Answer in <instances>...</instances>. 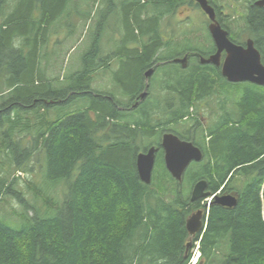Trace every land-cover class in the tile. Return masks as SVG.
I'll use <instances>...</instances> for the list:
<instances>
[{
  "label": "trees",
  "instance_id": "trees-1",
  "mask_svg": "<svg viewBox=\"0 0 264 264\" xmlns=\"http://www.w3.org/2000/svg\"><path fill=\"white\" fill-rule=\"evenodd\" d=\"M71 2L0 0V78L8 86L0 95V264H190L194 243L196 264H264V86L227 81L219 67L201 63L205 55L196 50L189 73L185 67L162 73V104L147 92L140 97L149 87L148 68L156 71L158 63L173 58L158 52L161 21L194 0H108L113 8L126 5V24L138 33L124 37L134 45L121 53L134 61L128 80L113 73L122 88L118 96H128L129 105L93 85L96 73L120 53L101 56L99 29L78 66L52 78L45 33ZM148 18L151 25L143 27ZM242 19L264 64V7L251 6ZM230 38L239 42L231 33ZM202 101L217 117L205 132L204 168L212 176L207 190L233 194L232 207L191 202L198 180H172L160 157L156 164H162L165 180H154L153 171L146 184L137 173L138 152L158 144L167 123L184 116L196 122ZM175 129L192 140V133ZM34 161L39 180L25 178L19 187L16 172L33 173ZM234 168L239 180H224ZM60 184L58 199L54 189ZM200 207L205 227L186 249L185 221Z\"/></svg>",
  "mask_w": 264,
  "mask_h": 264
},
{
  "label": "rangeland",
  "instance_id": "rangeland-1",
  "mask_svg": "<svg viewBox=\"0 0 264 264\" xmlns=\"http://www.w3.org/2000/svg\"><path fill=\"white\" fill-rule=\"evenodd\" d=\"M118 1L119 0H114V2ZM212 1L218 8L221 7V11L224 13L225 24L229 28L230 33L237 37L239 41H244L247 36L244 33L245 22L242 17L245 13L246 4L250 0ZM123 9H126V5L121 6V4H116V7L113 8L108 5V0H72V2L66 6L60 18L54 21L52 26L48 28V31L45 33L46 52L49 53L48 73L50 75H55L52 77H56L58 73H60V76H66V74L74 70V68L80 63V58L83 52L90 44L91 40L94 39L96 31L99 29L101 33V56L105 57V55L111 52L114 54L120 51V53L116 54L111 60V65L108 69L96 73L93 85L99 90H111L113 93L115 92L117 97H119L118 94L122 96V88L118 81L113 78V73L117 71L118 76L121 77L123 82L125 79L126 81L128 80L126 70L130 65H134V61H129L126 56H122L121 53L124 48L132 49L134 48V45L129 41H124V37L138 36L137 32H132L129 26H127L125 16L122 13ZM142 17H145V15H142ZM148 22L149 24H145L144 21L142 24L143 27L150 26L151 22L149 18ZM208 22L207 15L199 7H196L195 2H193L192 5H179L172 14L167 15L161 21L159 38L163 46H160L158 52L162 57L174 58L180 57L181 52L198 50L207 56L212 51L214 44L208 31ZM195 61V58L186 60L185 66L172 61L158 63L157 70L155 71L154 69L150 76L145 79V85L149 86L148 90L146 89V92L149 94L148 97L151 98L152 101L157 99L160 103H163L166 99L164 96L167 93L163 90L165 83L160 82L161 79L166 76L162 75V73H168L173 70L179 71L177 68L182 69L183 66L185 67V69H183L185 71L183 72L187 74L191 68L188 67V65L192 63L190 66H193ZM122 62H125L124 66L121 65ZM50 63H52V68L50 67ZM169 82L172 81L169 80ZM7 88L8 86H6V82L0 78V95L4 93V96L7 93ZM119 98L125 103L124 105H129V103L127 104L128 96L125 98ZM213 100H215V98L211 99L212 102H214ZM1 103L0 100V104ZM146 103L148 104L149 102ZM199 107L200 109L198 110L197 115L194 113V116L197 117L196 122L199 124V133L203 137L204 133L217 117L215 116V113H211L213 111L207 108L204 101L200 103ZM214 109H216L215 106ZM153 111L160 112L162 111V108H153ZM199 117H203L202 122L198 121ZM196 122L190 120L187 125L181 127L185 128L184 126L195 125ZM148 140L151 142L153 138L146 139L142 142V145H146ZM32 163L31 160L29 165H32ZM37 174L38 165L36 162L33 173L16 172V175L19 177V187L23 188L26 181H28L24 180L25 178H33L34 176H37V180H39V175ZM156 176H166L165 170L160 164H156L154 167V180H156ZM168 184L170 185L171 183ZM187 185L188 184H185L184 186ZM16 187L18 188V186ZM55 188L54 191L56 192L54 193V196L60 199L63 185L60 184L59 187ZM26 197L27 199H30V202L32 201L30 195H27ZM205 201L208 202L207 200H204V202ZM10 204L13 205L14 208H19L14 201H11ZM3 206L9 210V205L6 207V204H4ZM0 208L2 207L0 206ZM196 246L197 244L194 243L191 249V256L193 257L198 253Z\"/></svg>",
  "mask_w": 264,
  "mask_h": 264
},
{
  "label": "water",
  "instance_id": "water-1",
  "mask_svg": "<svg viewBox=\"0 0 264 264\" xmlns=\"http://www.w3.org/2000/svg\"><path fill=\"white\" fill-rule=\"evenodd\" d=\"M199 8L207 15L209 24L208 31L213 40L216 51L207 58L200 57L201 63L220 65L221 75L229 82H250L264 86V64L261 62L259 51L255 48L251 38L247 39L245 45H240L229 39L228 31L216 20L215 9L208 0H194ZM253 5L264 7V0H255ZM225 56L220 61L221 53ZM187 55V54H186ZM182 58L173 59L174 62H183ZM185 64V61L183 62ZM152 73V68L145 72L146 79ZM147 87V85H146ZM146 89L141 93L143 98ZM161 147L164 151V163L169 173L181 180L182 173L192 161H199L202 158L201 150L191 141L182 140L173 133L166 132L161 137ZM156 148L151 146L136 155V169L140 180L146 184L151 182L152 169L154 166ZM206 180H198L194 183L190 192V201L205 199L212 196L210 202L223 206L232 207L236 204V197L232 194L210 193L206 190ZM203 209L193 211L185 221L189 235L186 249L192 245V238L200 234L206 223V216Z\"/></svg>",
  "mask_w": 264,
  "mask_h": 264
},
{
  "label": "flooded vegetation",
  "instance_id": "flooded-vegetation-1",
  "mask_svg": "<svg viewBox=\"0 0 264 264\" xmlns=\"http://www.w3.org/2000/svg\"><path fill=\"white\" fill-rule=\"evenodd\" d=\"M209 1V3L214 7V9H215V17H216V20L218 21V23H220V25L223 27V28H225L226 29V24H225V21H224V13H222V11H221V7L220 8H218L217 7V5L213 2H211L212 0H208ZM251 1V0H250ZM255 0H253V1H251V2H247V4H246V8H245V13H244V16H245V14L246 13H248V11H249V9H250V7L251 6H255V5H253V2H254ZM243 18V17H242ZM208 25V24H207ZM228 34H229V39H231L230 38V30L228 31ZM247 39H249V38H246L244 41H239V42H236V41H234V40H232L233 42H235V43H237V44H240V45H245V42H246V40ZM216 51V49H215V46H214V44H213V48H212V51L210 52V54H208L207 56H205L204 58H207L209 55H211V54H213L214 52ZM185 54H183V56H184ZM183 56H180V57H174V58H172L171 59V61L172 62H174L173 61V59H175V58H182ZM187 57H186V59H188V58H191V56L193 57V58H198V56H197V53L195 52V51H193L192 53H190V54H188V55H186ZM224 56H225V53L224 52H222L221 53V56H220V61H222L223 60V58H224ZM201 57V56H200ZM186 59L184 60V61H186ZM183 61V62H184ZM183 62H176V63H178V64H182L183 66H185V64H183ZM182 66V67H183ZM213 66H215V65H213ZM216 67H219L220 68V65L219 66H216ZM152 68V70H154V68L153 67H151ZM149 69V68H148ZM165 77H167V76H165ZM165 77H163V79L165 78ZM163 79H162V81H163ZM166 79V83H167V78H165ZM129 101H131L132 103H135V102H139V100L137 99V97H134L133 99H131V97H129ZM166 115H168V113H166ZM189 116H184L183 118H178L177 119V121L175 122H171V123H167L166 124V128H164L163 129V131L161 132V137H162V135L164 134V133H166V132H170V133H173V134H175L176 136H178L180 139H182V140H186L185 138H184V136L179 132V131H177V129H175V127L176 128H181V126H183V125H187V123H188V121H190L189 119ZM202 120H203V117H199L198 118V121H201L202 122ZM195 122V121H194ZM184 131H187V133H192V140H188V141H191L194 145H196L200 150H201V153H202V158L199 160V161H192V162H190L189 164H188V166L186 167V169L184 170V172L182 173V176H181V180H180V182H182V180H206V182H207V180H212V176L210 175V173L209 172H207V170L204 168V165H205V160H206V158H205V151L206 150H208V147H209V143H208V137L206 136V133H204V135L206 136V137H202L201 136V134L199 133V124L196 122L195 123V125H188L187 127H185V128H182ZM161 137H159V139H158V144H157V141H155L153 144H152V142L150 143V145L148 146V147H151V146H154L155 148H156V152H155V159H154V166H153V169H152V176H153V171H154V167H155V165H156V162L157 161H159L158 160V158L160 157V161H162L163 163V166H164V168H165V170L167 171V173L169 174V176H170V178L172 179V180H177V179H175L170 173H169V171L167 170V168H166V166H165V163H164V151H163V149H162V147H161ZM203 140H205V142H204V146L202 145V143H203ZM194 141H195V143H194ZM204 163V164H203ZM161 164V165H162ZM237 170L238 169H236V168H234V169H232V170H229L228 172H227V174H226V176H225V178H224V180H233L234 179V177L233 176H235V178H236V180H239V179H237L239 176L237 175L238 173H237ZM196 175L198 176V177H196ZM151 176V180H152V177ZM165 178H166V176L164 177V178H162L161 177V180L162 179H164L165 180ZM194 185V184H193ZM193 187V186H192ZM206 190H207V188H206ZM218 193H220V194H225L226 192H223V191H221V190H219L218 191ZM233 195V194H232ZM194 202H196V201H194ZM202 202H204V199H202ZM201 208V207H200ZM200 208H198V209H200ZM194 210H196V208L194 209ZM193 210V211H194Z\"/></svg>",
  "mask_w": 264,
  "mask_h": 264
},
{
  "label": "bare ground",
  "instance_id": "bare-ground-1",
  "mask_svg": "<svg viewBox=\"0 0 264 264\" xmlns=\"http://www.w3.org/2000/svg\"><path fill=\"white\" fill-rule=\"evenodd\" d=\"M18 1V0H17ZM60 1V0H59ZM8 3V2H7ZM62 3V2H61ZM62 5V4H61ZM64 5V4H63ZM61 10V9H60ZM53 22V21H52ZM46 27V25H45ZM24 38V37H23ZM20 39V38H19ZM14 48V47H13ZM199 53V52H198ZM202 55V54H201ZM98 62V61H97ZM82 65V64H81ZM94 68V67H93ZM82 69V68H81ZM78 73V72H77ZM53 78V77H52ZM46 83V82H45ZM61 85V84H60ZM56 88V87H55ZM9 92V91H8ZM4 94V93H3ZM7 103V102H6ZM59 106V105H58ZM48 115V114H47ZM52 120V119H51ZM15 139V138H14ZM23 183V182H22Z\"/></svg>",
  "mask_w": 264,
  "mask_h": 264
}]
</instances>
